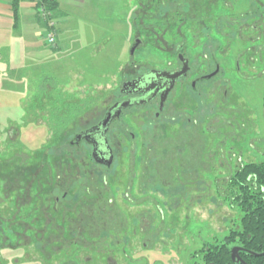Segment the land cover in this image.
<instances>
[{
  "label": "rangeland",
  "instance_id": "rangeland-1",
  "mask_svg": "<svg viewBox=\"0 0 264 264\" xmlns=\"http://www.w3.org/2000/svg\"><path fill=\"white\" fill-rule=\"evenodd\" d=\"M232 1L238 10L244 7L242 2L245 0ZM212 2L219 3L218 0H208L204 7L211 9ZM29 4L23 2L19 6L18 26L22 20L27 28L23 31L13 26L11 10L0 9L3 13L0 18V158L16 155L17 160L26 159L28 163L38 164L36 171L39 172L46 154L50 163L43 170L49 176L37 179L38 172H33L31 181L22 187V175H18L8 180L5 192L0 191L3 200L0 204V243L5 245L0 249V264L199 263L201 258L196 252L205 243L220 241L241 216L238 207H233L214 183L215 179L220 180L227 174L214 162L216 160L209 159L202 167L194 157L196 151L181 152L179 147L176 152H181L180 157L187 160L181 162L182 183L180 179L170 184L171 181L152 174L153 170L147 167L152 160L149 153L145 155L147 162H142L146 128L142 123L144 114L140 112H136L134 118L125 115L129 130L123 137L112 140L116 151L110 168L101 170L86 165L78 148L69 146L67 141L74 132L101 116L114 97H118L125 78L149 65L172 68L177 58V43L182 44L193 66L205 68V53L211 41L207 34L220 41L222 38L212 27L205 28L203 36L193 34L200 32L185 31L184 42L164 31H152L148 35L145 23L138 18L140 14L145 15L146 10L137 0H85L78 6L65 5L62 10L66 13L58 18L59 22L55 21L53 30H48L44 24L39 27L46 15ZM193 5L194 0H190L189 8L193 9ZM221 10V5H214L213 11ZM185 27L183 24L182 29ZM34 29L38 30L34 32ZM44 29L53 33L51 43L46 41ZM39 30L42 31L37 36L35 33ZM136 38H140L141 44L131 63L129 49ZM218 59L224 65V57ZM260 62L257 63L264 64V61ZM219 79L214 78L211 82ZM229 79L246 124L241 140L229 144L235 151L243 152L246 158L261 161L264 157L254 150L264 151V68L245 70L240 78L232 74ZM51 82L62 93L54 102L46 96ZM200 91L201 96L199 93L198 96L206 99L203 102L200 97L196 100L195 113H199V117H208L211 108H216L215 103L224 102L222 93L217 90L211 94L208 88ZM69 105L75 106V111L69 115L73 117L72 121L63 133L64 141L58 146L49 126L54 118L52 110L57 106L62 107V111L68 110ZM162 122L178 128L177 120L165 118ZM130 132L134 134L133 138ZM87 150L89 154V148ZM192 164L197 168L192 169ZM9 182L15 190L7 198L12 189ZM76 184L82 186L71 196L81 198L83 193L87 194L86 190L91 193L95 190V195L102 196L114 210L123 212L128 233L119 235L121 239L114 233V241H107L104 245L105 253L78 244L69 246V239L55 238L54 249L69 247V252L63 255L62 251L44 260L35 247L43 240L45 228L42 230L35 219L21 217V213L23 210L31 213L32 195L38 196V190L42 192L41 211L44 214L50 215L52 209L61 210L63 191ZM40 201L37 204H41ZM17 212L18 218L13 221L15 226H22V230L8 224ZM147 212L148 217L145 216ZM47 217L46 223L49 224L51 219ZM55 227L58 226L55 224ZM50 236L54 238L53 233Z\"/></svg>",
  "mask_w": 264,
  "mask_h": 264
},
{
  "label": "trees",
  "instance_id": "trees-1",
  "mask_svg": "<svg viewBox=\"0 0 264 264\" xmlns=\"http://www.w3.org/2000/svg\"><path fill=\"white\" fill-rule=\"evenodd\" d=\"M24 0H10V10L12 14L13 26L18 28L19 24V6ZM33 4L34 8H44L47 12L45 21L40 22L46 26L48 30L54 27L56 19L63 16L64 12L60 6L58 0H26ZM146 10L145 15L140 14L139 19L145 23V30L147 34H152V31L165 32L170 35L180 37L183 42L185 41V31L197 32L202 35L203 30L207 28L209 30V15L210 8H205L204 3L208 0H194L193 9L189 8L190 0H137ZM193 1V0H192ZM53 19V25L51 26V20ZM43 21V22H42ZM206 24L203 25V24ZM46 24V25H45ZM183 24H186L185 29H182ZM141 26V25H140ZM148 27V28H147ZM142 28V27H141ZM51 30V31H52ZM182 30V33H181ZM46 29H44V34ZM184 31V32H183ZM49 92L46 94L53 102L56 97H60L62 94L59 92L55 84L50 83ZM68 95V94H67ZM222 100H224L222 96ZM65 105L64 108H66ZM63 108L57 106L52 110L53 119L49 124L52 130V137L56 140L58 146L64 141V131L72 121L69 117L75 111V106L69 105L68 110L62 111ZM82 112V111H81ZM225 112L223 103H216V109L214 110L217 115V121L214 122V128L209 125V117L197 116V123L184 124L176 129V125H166L161 122L157 130L151 134V136L145 135L144 145L142 149V162L146 163V153L150 154L152 160L147 163V167L150 168L152 174L161 176L165 181H171L170 184L177 183L181 179L182 183V167L181 162L187 161L180 157L181 152H194L195 159L199 162L198 165L203 167V164L211 159L216 164L223 167L227 174L220 180L215 179L214 183L220 193L224 195L226 199L229 198V202L234 207H238L241 211V216L235 227L231 228L222 239L216 242L205 243L196 253L201 258L199 263L194 264H243L231 259V248L233 246L240 247L238 254L245 264H264L263 255H253L254 253L264 252V160L261 161H237L238 152L234 150V146L230 145L228 139L232 138L233 134L229 132V129L223 122L222 113ZM199 114V113H198ZM181 125V124H180ZM214 129L213 132L209 129ZM182 129L185 134L178 136ZM211 136V137H210ZM179 137V141L177 139ZM235 140L239 139L238 136H234ZM192 138L195 140L191 141ZM54 140V141H55ZM239 141V140H238ZM232 142V141H231ZM233 147L229 149L228 147ZM181 147V152H176V149ZM190 147H192L190 149ZM44 154V153H43ZM56 153L53 152V156ZM43 155L41 161L42 168L38 172V164L33 165L31 163L21 160H17V156L10 158H0V191L6 190L8 180H13L17 176L22 175V187L28 185L27 181H31L33 175L36 173V177H47L49 173L43 169H46L50 163ZM228 157H231V161L228 164ZM161 161V162H160ZM191 163L193 161H190ZM199 167V166H198ZM214 167V166H213ZM219 167V166H218ZM192 169H196L195 164L191 165ZM156 169H160L157 171ZM216 170V167L214 168ZM177 176V177H176ZM13 177V179H12ZM219 179V178H218ZM191 182V181H190ZM192 183V182H191ZM10 187L12 184L9 182ZM35 184L37 187L39 185ZM161 187L165 184H160ZM145 187V185L143 186ZM36 188V187H35ZM26 189V188H25ZM24 189V190H25ZM15 189H11L8 194L9 198ZM28 190V189H26ZM33 190V189H32ZM86 193L82 194V197H77L68 194L63 199V205L61 210H51V214H44L41 205L44 200L42 199V192L38 196L32 195V208L31 213L27 210H23L21 217L28 219H35L36 223L45 228L42 233L43 240L38 242L36 250L38 254L43 256L44 260H49L51 255L64 252L65 255L69 252V247L54 249L53 244L57 243L55 238L69 239V246L71 244H78L86 247L91 251L105 253L103 249L107 241H114V233L120 238L119 235H125L127 231V223L125 221V215L122 211L114 210L112 204L99 195H95L96 191L92 193L90 190H86ZM39 198V199H38ZM41 198V199H40ZM42 202L37 204V202ZM3 200L0 198V204ZM30 213V214H29ZM51 221L48 223L47 219ZM18 218V212L9 219V225H13L17 229L22 230V226H15V219ZM7 224V226H8ZM55 224L58 227H55ZM2 226L0 224V241ZM14 232V231H13ZM15 233V232H14ZM9 233V234H14ZM54 234V240L51 239L50 234ZM41 236V235H39ZM41 243V244H40ZM36 244V243H35ZM43 244V245H42ZM114 244V243H113ZM0 243V249L4 248ZM194 257V254L192 255ZM192 263V264H193ZM191 264V263H190Z\"/></svg>",
  "mask_w": 264,
  "mask_h": 264
},
{
  "label": "flooded vegetation",
  "instance_id": "flooded-vegetation-1",
  "mask_svg": "<svg viewBox=\"0 0 264 264\" xmlns=\"http://www.w3.org/2000/svg\"><path fill=\"white\" fill-rule=\"evenodd\" d=\"M218 1L219 3L212 2L213 10L215 4L221 5L223 10L215 12L211 8L208 17L210 27L218 33L222 41L207 34V38L210 37L211 41L205 53L206 60L203 64L205 68L193 66L182 44L177 43L175 46L177 58L172 68L162 69L149 65L130 78H125L117 93L118 97H114V101L101 116L74 132L67 141L69 146L78 148L81 158L87 162L86 165H92L101 170L112 167L116 151L112 140L114 137H123L124 132L129 130L125 115L134 118L136 112L144 114L142 121L146 128L143 134L144 139L145 135L146 138L151 136L165 118L177 120L178 127L197 123L198 113H195L197 110L195 104L201 96L200 90L205 88L210 89L211 94L217 90L221 91L225 108V112L222 113L225 123L223 125H226L229 132L233 134L228 141L236 142L234 136H238V140H241L242 133L245 132V116L241 113L240 104L237 102L238 97L232 92L229 78L232 74L240 78L245 70L264 68V64L257 63L264 61V0H245L242 2L244 7L242 6L239 10L236 3L234 4L231 0ZM136 39L140 40V38ZM235 41H238V44ZM139 43L141 44V40ZM234 50H236L235 53ZM221 56L225 59L224 65H221L218 59ZM184 62H187L186 72L175 79L169 78V75L183 68ZM212 73L214 75H211ZM214 78L220 79L211 82ZM129 82L131 84L124 85ZM203 97H200L201 102L206 99ZM123 102L128 103L122 107ZM215 109L212 107L208 116L209 125L213 128L214 122L218 120L214 113ZM104 120H106L105 123H103ZM133 121L131 119V122ZM213 128L209 130L213 132ZM178 131L183 132L182 129ZM130 137L133 138L134 134L131 133ZM249 146L255 147L253 144ZM87 148H89V154ZM254 151L264 157V151L256 150V148ZM237 152H239L237 161H255L254 158H246L243 152ZM231 159L228 157V164ZM81 186L82 184H76L70 190L65 188L62 197L76 194ZM145 216H149L148 212Z\"/></svg>",
  "mask_w": 264,
  "mask_h": 264
},
{
  "label": "water",
  "instance_id": "water-1",
  "mask_svg": "<svg viewBox=\"0 0 264 264\" xmlns=\"http://www.w3.org/2000/svg\"><path fill=\"white\" fill-rule=\"evenodd\" d=\"M139 42H140L139 39H135L133 44L131 45V47L129 49V61L130 62H132L134 59V52H135L136 48H138L140 46ZM186 68H187V62H184V66L180 71L174 72L171 75H169L168 77L171 79H175V78L179 77L180 75L184 74L186 72ZM211 75H214V74L212 73ZM126 84H131V82L125 83L124 85H126ZM127 103L128 102H123V103H121V106L124 107ZM105 122H106V120L103 121V123H105ZM239 250H240V247H238V246H233L231 248V259L233 261H238V262L245 264L244 261L240 258L239 254H238ZM263 254H264V252H261V253H254L253 252V255H263Z\"/></svg>",
  "mask_w": 264,
  "mask_h": 264
},
{
  "label": "crops",
  "instance_id": "crops-1",
  "mask_svg": "<svg viewBox=\"0 0 264 264\" xmlns=\"http://www.w3.org/2000/svg\"><path fill=\"white\" fill-rule=\"evenodd\" d=\"M23 2H25V3H30L29 4V7L31 6V5H33L31 2H29V1H26V0H24V1H22L21 2V4L23 3ZM58 2H59V6H60V8L61 9H63V6H65V5H71V6H78V4H83V3H85V0H58ZM5 9V10H7V9H9L10 10V2H7V1H4V0H0V9ZM3 15V13L0 11V18H1V16ZM65 17V16H64ZM57 21L59 20L58 18L56 19ZM59 22V21H58ZM25 25V23L21 20L20 21V25H19V30H27V28L24 26ZM39 27H43V25H42V23H41V25L39 26ZM35 31L34 32H36V30H38V29H34ZM41 31L42 30H39L37 33H35V34H37V36H39V34L41 33Z\"/></svg>",
  "mask_w": 264,
  "mask_h": 264
},
{
  "label": "built area",
  "instance_id": "built-area-1",
  "mask_svg": "<svg viewBox=\"0 0 264 264\" xmlns=\"http://www.w3.org/2000/svg\"><path fill=\"white\" fill-rule=\"evenodd\" d=\"M39 11H41L42 14H44V13H45V15L47 14V12H46V10H45L44 8H40ZM50 25H53V22H51ZM44 36L46 37L45 39H46V41H47L48 43H51L52 41H54V36H53V33H52V32H50V31H45Z\"/></svg>",
  "mask_w": 264,
  "mask_h": 264
}]
</instances>
